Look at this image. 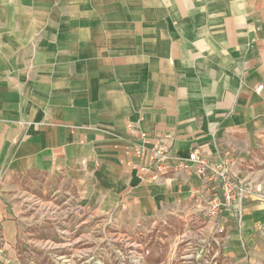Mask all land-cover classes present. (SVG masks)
<instances>
[{
    "label": "crops",
    "instance_id": "0c3cea01",
    "mask_svg": "<svg viewBox=\"0 0 264 264\" xmlns=\"http://www.w3.org/2000/svg\"><path fill=\"white\" fill-rule=\"evenodd\" d=\"M21 1L0 11V263L41 211L74 199L76 229L113 211L149 233L194 224L224 233L229 264H264V199L207 219L217 188L192 167L142 182L122 161L125 125L140 121L175 155L228 160L264 190V0H48L28 20Z\"/></svg>",
    "mask_w": 264,
    "mask_h": 264
},
{
    "label": "rangeland",
    "instance_id": "374dc122",
    "mask_svg": "<svg viewBox=\"0 0 264 264\" xmlns=\"http://www.w3.org/2000/svg\"><path fill=\"white\" fill-rule=\"evenodd\" d=\"M11 1L14 0H0V11L9 14L10 10L4 9L3 3L9 5ZM32 2L46 6L48 0L21 1L24 4V20L32 17ZM46 11L47 8L44 9ZM24 27L27 31V27ZM2 32L0 22V36ZM229 165L228 161V168ZM76 205L74 199H70L67 203L56 205L55 215L41 211L40 216L35 217L39 220V226L32 228L35 231L30 235L22 236L23 242L18 246L16 260L7 264H152L151 260L159 256L162 257L160 264H229L221 247L224 233L213 231L216 239L213 242L211 234L204 230L196 232L194 224L186 227L177 222L170 224L171 229L166 230V234L165 230H159V226H152L153 232L149 233L147 220L137 218L132 221L122 214L118 221L114 211L102 216H90L88 213L87 229H76V212L79 213ZM69 224L73 225L72 229L68 228ZM256 235L260 234L256 232ZM257 253L250 255V258L261 260L262 252ZM236 264L247 262L242 260Z\"/></svg>",
    "mask_w": 264,
    "mask_h": 264
},
{
    "label": "built area",
    "instance_id": "2783aa9c",
    "mask_svg": "<svg viewBox=\"0 0 264 264\" xmlns=\"http://www.w3.org/2000/svg\"><path fill=\"white\" fill-rule=\"evenodd\" d=\"M262 88L263 86L257 87L255 92L260 93ZM125 128L131 138L127 141L126 158L122 161L135 172L139 181H158L192 167L202 180L215 184L216 192L203 208L205 218L216 217L223 208L234 206L247 194H256L264 199L261 187L252 189L241 184L230 172L228 161L209 162L196 150L185 157H179L172 152L169 137L163 134L150 136L141 128L140 121L129 122ZM49 214L55 215V208ZM263 228L264 224H257V229Z\"/></svg>",
    "mask_w": 264,
    "mask_h": 264
},
{
    "label": "trees",
    "instance_id": "16d2710c",
    "mask_svg": "<svg viewBox=\"0 0 264 264\" xmlns=\"http://www.w3.org/2000/svg\"><path fill=\"white\" fill-rule=\"evenodd\" d=\"M161 260H162V257L159 256V257H154L152 260H151V263L152 264H160L161 263Z\"/></svg>",
    "mask_w": 264,
    "mask_h": 264
}]
</instances>
